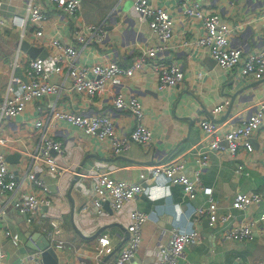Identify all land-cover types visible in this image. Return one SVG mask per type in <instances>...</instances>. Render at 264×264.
<instances>
[{"label": "crops", "instance_id": "0c3cea01", "mask_svg": "<svg viewBox=\"0 0 264 264\" xmlns=\"http://www.w3.org/2000/svg\"><path fill=\"white\" fill-rule=\"evenodd\" d=\"M1 1L2 15L23 16L27 24L24 31L16 26L0 28V102L6 94L9 76L22 77L26 61L33 59L20 48L22 40L46 50L43 58L57 51L52 47L53 40L72 45L78 51L76 62L80 65L107 61L129 65L142 51L160 44L147 22L133 11V0H81L80 11L72 18L49 0ZM148 1L167 10L174 19L173 38L164 50L157 52V61L179 64L184 72L182 83L159 90L155 72L146 67L124 78L117 86L108 85L100 95L88 97L72 89L68 69L62 62L64 70L51 73L50 77V82L57 86L56 93L29 102L20 115L0 121V137L6 138L0 151L16 177L31 169L48 185L52 201L42 207V212L48 225L49 221H55L59 229L55 238L63 242L61 248L46 238L56 251L58 264H80L81 260L85 264H110L126 240V227L134 209L146 212L148 220L142 226L137 253L124 264H155L157 242L167 243L173 228L180 232L195 231L199 236L197 243L184 249L180 264H264V222L259 220L264 210V116L250 138L252 150L240 147L234 157L225 151L211 150L199 125L200 121L211 120V117L221 119L215 125L222 138L227 130L257 110L264 100V80L234 77L233 71L219 67L205 49L195 44L205 33L202 21L181 14L179 6L184 1L197 2L205 12L216 13L231 26L230 46L247 54L264 49V0ZM29 2L46 13L42 28L33 26L30 16H26L25 6ZM94 25L102 28V41L84 43L88 37L86 29ZM79 28L85 30L80 37H74V31ZM39 29L42 34L36 36L35 31ZM51 66L47 61L46 68L50 70ZM117 92L135 96L141 102L143 121L152 133L147 146L132 144L127 152L114 154L109 140H100L62 119L52 118L47 132L61 142V152L51 153L60 169L51 172L43 163L32 159L39 143L34 120L44 117L47 108L53 105L60 112L107 115L113 121L117 136L126 139L134 119L128 111L114 108L112 100ZM225 101L228 102L222 111L212 112ZM222 143L225 144V140L222 139ZM202 151H207L209 164L201 168L200 179L212 188L217 215L232 214L226 222L212 227L206 217L195 219L196 209L206 204V196L198 191L194 199H189L180 185L171 183L164 175L144 183L140 195L120 209L113 210L104 201L101 212L97 213L93 187L98 162L108 166L115 179L138 181L139 174L149 166L180 159L184 172L192 179L195 157ZM239 164L243 166L241 173L236 171ZM238 192L263 196L244 210H232L231 201ZM85 205L87 210H83ZM23 216L12 207L4 217L0 215V247L5 253L0 264H29L26 255L35 251L21 253L20 247L25 243L35 244L37 233L46 237L40 225H27ZM249 219L255 221L252 239L239 242L223 237L224 230ZM6 230L19 234L20 247L12 245L5 235ZM102 234L108 235L113 251L96 263L93 251Z\"/></svg>", "mask_w": 264, "mask_h": 264}, {"label": "built area", "instance_id": "2783aa9c", "mask_svg": "<svg viewBox=\"0 0 264 264\" xmlns=\"http://www.w3.org/2000/svg\"><path fill=\"white\" fill-rule=\"evenodd\" d=\"M54 6L70 18L75 17L81 8V0H49ZM180 12L183 15L194 17L202 21L205 33L197 38L195 44L207 51L216 64L226 71H233V76L252 77L264 80V49L257 52L243 53L238 47L230 46L229 37L231 26L223 21L216 13L205 12L197 2H181ZM2 1L0 0V9ZM132 8L140 19L147 22L153 35L160 41L155 45L142 51L138 57L129 65H121L117 61H107L92 65L77 64L78 51L72 45H64L53 40L52 47L57 49L47 58L35 57L26 61L23 68V76L10 75L8 78L6 94L0 102V121L3 118H13L20 115L27 103L41 100L50 94L57 92V86L50 82L51 73L57 74L63 71L61 65L65 62L74 91L95 97L106 90L108 85H119L126 77L134 75L146 67L150 68L156 75L157 89L163 90L168 87L179 86L184 78V72L179 64L175 62H158L157 52L166 48V44L173 38V18L170 13L160 6L153 5L148 0H133ZM26 16H30L32 25L42 28L46 21V13L38 6L29 2L26 6ZM1 11V10H0ZM27 20L20 15L12 14L9 17L0 13V28L20 27L24 31ZM85 29H76L74 37H80ZM36 36L42 34L41 29L35 31ZM88 43L90 40L101 42L104 36L100 26H91L86 29ZM50 63L51 69L46 68V62ZM228 101L214 107L212 112L218 113L224 109ZM116 110L128 111L133 119L134 126L126 139L117 136L113 121L104 114L86 115L75 112H60L55 106L47 108L44 117L34 120V127L39 133L38 150L32 153V159L43 163L51 172L59 171V166L52 156V151L60 153L61 142L48 135L47 125L50 119H62L67 123L82 129L88 135L100 140H109L114 154L127 152L132 144L147 146L152 138L149 127L143 121V107L135 96L125 95L117 92L112 100ZM264 116V100L258 105L257 110L250 116L240 120L235 126L224 133L222 138L217 134V126L210 119L200 121V129L209 140L211 150L225 151L234 157L240 147L247 151L252 150L250 138L258 129L261 118ZM225 140V144L222 143ZM6 144V138L0 137V145ZM198 153V152H197ZM196 169L191 179L184 172V164L180 159H171L158 165L149 166L147 171L139 174L138 181L115 179L110 175L108 166L98 162L94 172L96 180L94 183L93 205L97 213L101 212L102 204L107 201L113 210H118L126 202L137 198L143 191L144 183L164 175L171 183L180 185L184 196L194 199L198 191L206 196V204L196 209L194 217H206L210 226L215 227L218 223H224L232 216L230 212L218 216L216 206L212 197V188L202 183L200 179L201 168L209 164L207 151L199 152L195 157ZM242 165H237L236 171L241 173ZM261 193L238 192L231 201V209L244 210L251 204L262 199ZM50 190L46 182L37 176L31 169H27L21 177L9 170L4 154L0 151V215L4 217L7 210L12 207L18 213L24 215L27 225H40L45 232L46 238L55 241L56 247L61 248L63 242L55 238L58 234V226L55 221H45L42 207L51 204ZM85 205L83 210H87ZM130 222L126 229L128 237L120 250L116 253L110 264H124L128 262L138 251L142 240V226L148 220V214L144 211L134 209L130 212ZM259 220L264 222V210ZM255 228L254 220H246L224 230L223 237L234 241H247L253 238ZM264 234V229L262 231ZM5 235L15 248L21 246L18 233L10 230ZM199 236L197 232H180L177 228L171 230V236L167 243L157 242L154 249L155 264H180L184 257V249L193 243H197ZM113 246L107 234L97 238V245L93 251V259L99 263L101 259L112 253ZM5 253L0 247V259ZM29 264H43L40 252H31L26 255ZM85 264L83 260L79 262ZM244 264V263H241Z\"/></svg>", "mask_w": 264, "mask_h": 264}, {"label": "water", "instance_id": "95a60500", "mask_svg": "<svg viewBox=\"0 0 264 264\" xmlns=\"http://www.w3.org/2000/svg\"><path fill=\"white\" fill-rule=\"evenodd\" d=\"M20 48L22 50L26 51L27 54L31 58H35L36 56L43 58L47 55L46 50H44L42 47H35V46L31 45L30 43H28L27 40L20 41ZM226 116H227V114L224 115V117H226ZM211 120L214 123H216L219 120L221 121V119L217 120V119H214L212 117H211ZM79 170H80V168L77 169V173H79ZM107 203H105V204H107ZM100 231H98L97 233H99ZM36 236H37L38 241L35 244L25 243L22 247H20V252L25 253V252H29V251H37V252H40V254H41V259H42L43 264H58V258H57L56 251H55L54 247L50 244L48 239H46V237L40 233H37ZM127 237H128V233H127Z\"/></svg>", "mask_w": 264, "mask_h": 264}]
</instances>
